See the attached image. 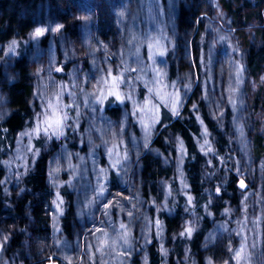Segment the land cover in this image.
<instances>
[{"label":"rangeland","instance_id":"1","mask_svg":"<svg viewBox=\"0 0 264 264\" xmlns=\"http://www.w3.org/2000/svg\"><path fill=\"white\" fill-rule=\"evenodd\" d=\"M72 1H81L83 2L81 5L89 9L87 16L90 21L87 30L91 44L87 41L84 42L82 35L81 40L84 48L81 51L75 50L76 42L73 40L70 41L72 55L69 57L62 55L65 40L62 39V27H60L62 25L58 21L55 22L56 29L59 27V30H54L50 33L51 35L48 34L51 37L47 48L43 47L41 40L45 35L47 36L48 32L42 34L41 37L33 35L37 29H42L40 21L37 22V26L39 25L37 28L30 29L28 38L23 39L17 33L0 43V66L5 68V74L9 73L14 78L16 76L12 65L20 57V54L26 52L29 45L33 44V53L36 59L35 62L33 61L31 76L32 78L39 77L37 83L42 85L41 90L37 91L38 85L35 86L36 99H34V95L30 99L33 106L32 124L17 133L13 147L3 156L7 188L9 187L5 190L6 197L10 195V192L22 189V179L26 171L33 166L41 152L52 147L53 143L60 144L59 149L62 153L69 152L71 150L69 146L74 140L78 141V138L82 141L79 140V144L84 147L85 135L80 129L84 122L87 123L88 120L89 123L88 117L93 111L98 112V115H103L106 110L119 109L123 118L127 119L123 123L126 129H134L141 144L145 141V144H142L139 149L142 156L151 151V143L164 129H159L157 126L162 111L176 119L185 114V109L189 110L194 113L200 127L201 135L197 140V148L205 157L202 166L209 167L212 162L214 145L210 133L201 121L202 110L199 103H202L213 123L223 124L225 120H229V126L223 129V133L233 153L232 162L240 198L239 215L235 217L231 215L229 222L220 221L219 218L216 219L217 221H213L212 224L215 228L207 230L202 248L209 238L216 240V237L219 236L216 231L223 230L228 237L223 241H228V243L226 246L218 245V247L225 246L224 249L228 251L232 249L233 259L235 257L232 263L246 264V261H252L257 253L256 247L260 250L261 241L264 240V217L262 219L258 216L254 231H251L249 237L245 234V230L252 226L251 212L248 206L250 199H254L256 204L261 206V213H264V202L262 203L260 200L264 199V157L254 158L252 137L256 127H260V133L264 135V119L261 120V115L259 114L258 117V113L251 106L249 95L259 92L260 87L264 84V74L263 71L257 72L256 75L251 73L246 62V53L242 48L239 49L235 43L238 45V41L241 40L240 36L244 34L250 41L253 40V30L257 26L255 20L244 21L242 28L235 27L233 21L224 20L220 15V0H203L204 4L196 12L192 27L183 35L180 33L175 35L170 29H167L169 27L163 28L160 32H154L145 25L144 17L147 18L146 15L152 11L149 8L150 2H157V0ZM47 4L51 5L50 2ZM127 6L137 18L136 30H133V26L129 23L117 19V12ZM83 7L81 9H84ZM114 8H116L115 12ZM136 34L138 40L136 39V45L133 47L130 39L132 35L136 36ZM218 35L219 37H217ZM230 36L233 37L232 39H236L235 42L234 40L228 41ZM56 39L59 41L57 42ZM115 39L119 41L118 44L112 43ZM221 39L224 42V48L217 45V41L220 42ZM232 50L234 51L232 52ZM185 59L187 62L184 61ZM86 61L90 62L88 69H85L84 62ZM69 63L71 66L66 70L65 65ZM178 64L181 69L176 71L174 67H177ZM218 75L225 79H233L234 85V94L230 91L229 98L225 95L219 100L220 105L213 94L216 85L212 80L213 76L217 79ZM111 77L120 78L118 91L121 99H116V96L108 94ZM101 89H104L102 102L99 99ZM195 89H199V97L192 100ZM5 98L6 95L1 92L0 118L8 116V106L3 104ZM212 99L214 106H212ZM177 100L178 104L175 103ZM50 104L61 113H67L64 126L59 131L55 130V126L49 128L47 132L44 131L45 117L52 113ZM174 105L178 114L173 113ZM38 126L40 130L36 132ZM124 137H126L125 134L119 133L115 139L103 144L107 166L100 168V189L101 196H106L104 198L106 205L93 220L96 223L89 225L90 228L87 231L81 230V251L77 261L74 262L70 259L65 250H57L54 246L59 239L65 241V237L61 236L60 218H62L63 209L68 203L66 200L70 196H75V189L72 177H66L67 174L64 172L57 174L53 171L49 180L51 189H53V197L48 210L49 236L44 234V236L38 237L34 233L28 234L26 240L28 252L20 253L17 257L7 255L6 258L0 260V264H134L133 258L143 251L148 241L156 242L163 259L162 264H168L175 246L176 249L184 247V244H179L177 247V237L181 236L179 241L183 240L188 236L186 229L190 227L193 232L199 221L196 214H189L191 207L189 198L193 199V197L189 194L185 174L181 167V161L184 158L183 143L175 135L166 136V138L174 140L177 145L172 174L159 185L160 195L156 199L143 200V196L139 192L141 182L140 178L138 181L136 171L140 156L136 157L137 154L129 152V145L125 142ZM169 139H166L168 143H170ZM152 154L155 155L154 152ZM112 178L115 179V184L109 186L112 183ZM241 181H243L244 187H241ZM135 188L137 202L134 205L130 203L131 207L127 213H125L124 207L114 206L119 200L126 199V195ZM179 197L185 199L181 208L184 209V214L188 215H182L185 218H181L178 231L171 236L174 246L171 249L166 246L168 236L163 227L162 217H170L179 213ZM207 198L211 206L215 198L212 191L207 192ZM228 211L231 214V210ZM238 218L241 220L239 221ZM102 219H108L115 227L116 234L106 231L102 226ZM157 222L159 223L157 224ZM139 223L144 225L143 237L145 239L143 242H139L137 238L141 236L138 231ZM230 223H232L231 227ZM235 231H238V234L233 241ZM0 232L4 233L2 228H0ZM181 233L185 234L181 235ZM231 233L232 237H230ZM5 236L0 240V258L8 253L11 243L9 235ZM89 237L90 240H88ZM51 239L53 248L49 244ZM93 239L98 241V252L121 250L124 256L121 259L115 258L116 262L112 261L113 259L101 258L99 261L94 259ZM103 241L104 246L102 245ZM220 241H222L220 238L217 239L218 243ZM78 244L79 242H77ZM241 247L244 248V253L238 262L236 254ZM180 255L183 257L182 260L185 259L180 262L181 264H195L187 247L181 251ZM25 258L27 262L24 261ZM261 259L262 255H259V261Z\"/></svg>","mask_w":264,"mask_h":264},{"label":"trees","instance_id":"2","mask_svg":"<svg viewBox=\"0 0 264 264\" xmlns=\"http://www.w3.org/2000/svg\"><path fill=\"white\" fill-rule=\"evenodd\" d=\"M220 1V15L224 20L233 21L232 23L235 24V27L242 28L244 21L255 20L257 26L253 30V40L250 41L248 36L244 34L240 36L241 40L238 41V45L237 43L235 45L239 49L242 48L243 52L246 53V62L251 73L256 75L257 72L263 71L262 73L264 74V0ZM47 2H50L51 5H48ZM81 3L83 2H73L72 0H0V43L17 33L23 39L28 38L30 29L37 28L39 26H37V22L40 21V27L44 30L43 34L48 32L47 36L45 35L41 40L43 47L47 48L50 43V33L56 30L57 24L55 21H58L62 25V39L65 40L62 55L69 57L72 55L70 41L74 40L76 42L74 44L76 51H81L84 48L81 40L82 35L84 42L87 41V43L91 44L87 30L88 22L90 21L87 16L89 9L84 8ZM141 4L143 5V3ZM203 4V0H157V2H150L149 8L152 11L149 15H146L147 18L144 17L145 25L154 30V32H160L163 28L169 27L167 29H170L175 35L178 33L183 35L192 27L196 12ZM81 7L84 9H81ZM115 11L116 8H114ZM117 19L129 23L133 26L132 29L136 30L137 18L133 15L129 6L117 12ZM231 36L228 41L232 42L234 40L235 42L236 39H232L233 37ZM136 39L138 40L137 34L136 36H131V46L135 47ZM118 42L116 39L112 41L114 44H118ZM240 42L241 44H239ZM223 44V40L217 41V45L220 48L225 47ZM33 46V44L29 45L26 52L20 54V57L12 65L16 78L9 73L5 74V68L2 65L0 66V90L6 95V100H4L5 103L3 104L8 106V116L0 118V228L4 231V233L0 232V240L8 234L11 241L8 253L4 254L0 260L6 258L7 255L17 257L20 253L24 252L26 254L28 252L26 240L27 235L30 233H34L38 237L40 235L44 236V234L47 237L49 236V228H47L49 223L48 210L50 209L49 203L53 197V189H51L49 180L54 171L57 174L64 172V174H67L66 177H72L75 189V196H70L66 200L68 203L63 209L62 218H60L62 226L61 236L65 237V241L59 239L54 246L57 250H65L70 259L74 262L77 261L81 251V230L87 231L90 228L89 225L96 223L93 220L97 213L103 210L104 205H106L104 199L106 196H101L102 191L100 189V168L107 166L103 144L115 139V136L121 133L126 135L124 139L129 145V152L137 154L136 157L140 156L136 171L138 181L140 178L141 182L139 192L143 196V200L156 199L160 195L159 185L165 182L172 174L177 145L174 140L166 138V136L175 135L183 143L184 158L181 161V167L185 174L189 194L193 197L189 201L191 205L189 214H196L199 221L190 235L184 237L181 241H179L181 236L177 237V247L179 244H184V247L176 249V246L175 248L173 246L171 236L178 231L182 219L185 218L182 215H188L187 213L184 214L185 211L181 208L185 199L183 197L178 199V214L162 217L163 227L168 236L166 246L171 247V249L174 248L168 264H181L180 262L185 261V259L182 260L183 257L180 254L186 247L190 250V257L194 259L195 264H233L235 257L233 259L232 249L229 251L224 249L228 241H223V239L228 237H226V233L223 230L220 232L216 231L219 235L218 237L222 240L220 243L217 242L219 238L215 236L216 240L215 238H209L202 248L207 230L215 228L212 224L213 221H217L219 218L220 221L229 222L231 215L234 217L239 215L238 204L240 201L237 177L232 162L233 153L223 133V129L229 126V120H225L223 124L213 123L209 119L202 103H199L202 110L201 121L210 133L214 145V151L211 156L212 162L209 167L202 166L205 157L197 148V140L201 135L200 127L194 113L189 110L185 109V114L176 119L171 118L168 113L162 111L157 126L159 129H164L151 143V151L142 156L139 149L142 144H145V141L141 144L136 131L134 129H126L123 123L127 119L123 118V114L119 109L106 110L103 115H98V112L93 111L90 112L88 117L89 123L87 120V123L84 122L82 129H80L85 135L84 147L79 144L81 139L78 138V141L74 140L69 146L71 149L69 152L64 151L62 153L61 149H59L60 144L53 143L52 147H48L41 152L33 166L26 171L22 179V189L17 192H10V195L6 197L5 190L9 187L7 188L3 156L6 151L8 152L13 147L17 133L32 124L33 106L30 99L33 98L35 86L38 85L36 91L41 90L42 87V85L37 83L39 77L32 78L31 76L33 61L35 62L36 59L33 53ZM84 63L85 69H88L90 62L86 61ZM134 63L137 64L136 61ZM70 66L71 63L66 64L65 69L68 70ZM174 68L176 71L181 69L179 64ZM174 68L173 71L175 70ZM212 80L214 85H216L213 94L220 105L219 100L225 95L229 98L231 95L230 91L234 94L233 79H225L218 75L217 79L213 76ZM41 82L43 83V80ZM198 92L199 89H195L192 94V100L199 97ZM34 99H36V95H34ZM249 100L253 109L258 113V117L260 114L261 120H263L264 84L260 87L259 92L249 95ZM212 106H214L213 99ZM260 130V127H256L252 137L255 159L264 157V135L260 133ZM166 139H169L170 143ZM114 182L115 179L112 178V183L109 186H113ZM135 191L136 188L126 195V199H123V201L122 199L119 200L117 205L114 204V206L117 208L124 207V211L127 213L131 207L130 203L134 205L137 202ZM208 191H212L215 196L211 206L207 198ZM63 193H65V190H63ZM260 200L262 203L264 202V199ZM249 202L252 226L245 230V234L248 237L251 231H254L258 216L262 219L264 217V213H261V206H258L254 199H250ZM207 206L209 207L208 209L206 208ZM228 210H231V214ZM104 219H102V226L106 231L114 233L115 227L111 225L108 219ZM238 220L240 221L241 219L238 218ZM112 222L115 223V221ZM57 225L59 226V224ZM231 225L232 223H230V227ZM138 231L141 233V236L137 237L138 241L143 242L145 239L143 237V223H139ZM238 231H235V236L233 239L231 238L233 241L236 239ZM232 236L231 233L230 237ZM88 240H90V237ZM52 242L53 240L51 239L49 243L51 248H53ZM77 242H79L78 245ZM261 243V249L258 250L256 247L257 253L253 260L246 261V264H264L263 239ZM102 245L104 246V241ZM218 245L225 246L218 247ZM98 246V241H94L92 253L94 259L98 261L102 258L113 259L112 261L116 262L115 258L121 259L124 256L121 250H104L100 253L97 249ZM259 255H262L261 261H259ZM24 261L27 262L26 258ZM162 262L163 259L155 241L146 242L143 251L133 258L134 264H162Z\"/></svg>","mask_w":264,"mask_h":264},{"label":"snow or ice","instance_id":"3","mask_svg":"<svg viewBox=\"0 0 264 264\" xmlns=\"http://www.w3.org/2000/svg\"><path fill=\"white\" fill-rule=\"evenodd\" d=\"M60 27H62V26H60ZM56 30L58 31L59 27ZM43 32H44L43 29H37L36 32L33 35H34V37H39V36H41L43 34ZM10 51H11V49H10ZM109 75L111 76V74H109ZM120 82H121L120 78L111 77V87L108 89V94L116 96V99H121V96H120L119 91H118V87H119V83ZM105 83H108V82H105ZM103 95H104V89H101L100 93H99L100 102H102ZM175 103L178 104L179 101L177 100ZM49 107L52 108V113H51L50 116H46L45 117L44 123H45L46 127L44 128V131L47 132L48 129L52 128L53 126H55V130L56 131H59L64 126V121L67 119V113H61L60 110H58L56 108H53V106L51 104L49 105ZM173 113L174 114H178L175 105L173 106ZM39 130L40 129H39V126H38L35 131L39 132ZM205 143H207V141H205ZM209 151H211V149H209ZM241 187H244L243 181H241ZM190 199L191 198H189V200ZM158 223L159 222H157V224ZM191 232H192V229L190 227L186 229V233L188 235H190ZM184 234L185 233H181V235H184ZM243 253H244V248L241 247L240 251L236 254V259H237L238 262L241 259Z\"/></svg>","mask_w":264,"mask_h":264}]
</instances>
